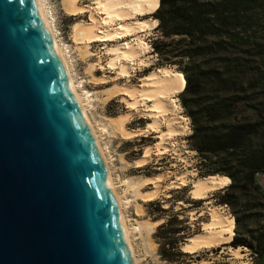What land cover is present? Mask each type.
<instances>
[{"label":"water","instance_id":"obj_1","mask_svg":"<svg viewBox=\"0 0 264 264\" xmlns=\"http://www.w3.org/2000/svg\"><path fill=\"white\" fill-rule=\"evenodd\" d=\"M0 264H132L99 151L33 0H0Z\"/></svg>","mask_w":264,"mask_h":264},{"label":"trees","instance_id":"obj_2","mask_svg":"<svg viewBox=\"0 0 264 264\" xmlns=\"http://www.w3.org/2000/svg\"><path fill=\"white\" fill-rule=\"evenodd\" d=\"M155 2L153 51L183 76L179 95L192 122L190 139L210 164L202 176L230 178L219 202L232 206L237 220L242 196L250 201L246 211L264 212V191L256 180L264 173V0ZM176 221L158 225L160 254L169 260L188 255L177 236L186 227ZM232 238L228 245L247 246L256 257L264 253V233Z\"/></svg>","mask_w":264,"mask_h":264},{"label":"rangeland","instance_id":"obj_3","mask_svg":"<svg viewBox=\"0 0 264 264\" xmlns=\"http://www.w3.org/2000/svg\"><path fill=\"white\" fill-rule=\"evenodd\" d=\"M43 1L52 25L56 30L57 38H59L64 48L70 68L78 82V89L82 92L88 113L98 130L101 143L109 158L117 189L123 196V210L127 223L132 230L136 252L140 258L139 263L236 264L240 261H245L249 264H264V253L260 257H256L247 246L233 247L228 245L233 238L228 243L210 248H202L195 253L182 249V244L186 237L200 231L203 221L208 219L209 213L207 212V208H205L206 211L201 216L202 218L196 216L202 206L205 205L204 201L206 199L192 198L189 189L191 180L202 176L206 168L210 167V164L204 162L194 149V144L190 139V135L193 132L192 122L181 103L180 95L177 96V99L175 98L179 106L177 114L170 112L165 117L184 116L185 120H175L174 123L176 125H185L188 131L186 134L174 135L167 138L168 148L164 153L159 154L156 146L159 137L158 133L150 127L152 117L149 114V107L146 104H140L136 108L131 109L128 107L122 92H118L119 86L123 88L141 84L145 75L157 67L168 65L174 70L179 71L177 65L163 64L159 60L158 53L153 51V42L158 35L156 27L149 32L140 33L143 40L148 42L150 46V53L145 55L149 62L140 65L136 61L131 62L129 75L121 76L118 74V69L108 67L107 59L109 55L105 53V48L120 44L125 42V40H131V37H124L121 41H107L106 43L92 41L89 46V55L82 56L78 49L80 43H76L73 38L72 25L76 21H88L91 8L94 6L91 3L92 0H79V3L86 10L82 14L77 15H69L66 12L63 7L64 0ZM154 13L145 15L143 18L156 19L153 15ZM90 63L95 64L92 69H90ZM192 68L195 70L194 72H197V66ZM123 113L128 114L125 122L126 127L129 130L140 132L133 134L131 137H126L114 128L113 124L109 122V118ZM146 150H149V156L143 164H140L139 162H141L140 160L145 155ZM184 172H188L186 176L189 180L188 185L182 187L175 186L172 181L176 180L177 175ZM129 182L138 184H136L137 192L128 187ZM155 188L158 189L155 197L148 199L147 194ZM222 193L221 188L213 190L212 199L214 200H212V204L208 205H222L221 210L233 216L232 237L235 234L241 237H249L251 231L256 235L264 233V217H262L264 212L262 209L254 208L246 211L245 204L250 203V201L247 196L241 195L242 201L240 205L242 206L237 208L240 220H237L236 215L233 214L234 210L232 206L219 202V197ZM255 212L257 215L251 216ZM172 217L176 218L177 223L180 222L179 226L186 227L177 236L180 240L178 243L180 251L186 252L188 255L174 256V260H169L163 258L160 254L163 239L158 237L160 235L158 225L167 223ZM159 218H161L160 223L155 226L153 231L147 233V229L142 224ZM223 246L240 248L244 254L243 258H232L229 249L223 252Z\"/></svg>","mask_w":264,"mask_h":264},{"label":"bare ground","instance_id":"obj_4","mask_svg":"<svg viewBox=\"0 0 264 264\" xmlns=\"http://www.w3.org/2000/svg\"><path fill=\"white\" fill-rule=\"evenodd\" d=\"M33 2L40 21L53 43L65 79L73 93L80 112L86 120L91 136L99 151L107 182L116 205L119 223L128 245L132 264H140V258L136 252L132 230L127 223L123 210V196L117 189L109 158L101 143L98 130L88 113L82 92L78 89V82L70 68L64 48L59 41V38H57L56 30L52 25L44 1L33 0ZM91 3L94 6L91 8L92 10L89 13L88 21H76L72 25L73 38L76 43H80L78 49L81 55L85 56L90 53L89 46L92 41H102L103 43H106L107 41H121L124 37H131V40H125V42L105 48V53L109 55L107 59L108 67L111 69H118V74L121 76H128L131 62L136 61L139 65L148 63L149 60H147V56L145 55L150 53V46L148 42L143 40L142 34L140 33L149 32L158 24L157 19L143 18L145 15L151 14L155 11V0H92ZM63 7L69 15L82 14L86 10L85 7L79 3V0H64ZM132 40H135V42ZM94 66L95 64L92 63L90 69ZM183 88L184 79L182 74L168 65L157 67L149 74H146L142 83L139 85L126 86L123 88H120L119 86L118 92H122L125 101H127L128 107L132 109L140 104H146L149 107V114L152 117L150 127L158 133L159 137V141L156 144L159 154L164 153L168 148L167 138L174 135L186 134L188 131V128L185 125H176L174 123L175 120H185L186 118L184 116L175 115L171 118L165 117V115L170 112L177 114L179 106L176 103V99L182 92ZM114 117H110L109 122H111L114 128L123 136L131 137L133 134L140 132L129 130L126 127L125 122L128 118V114L123 113ZM163 123L164 125H162ZM148 156L149 150H146L145 155L139 163L143 164ZM187 174L188 172H184L177 175L176 180L172 181V183L177 187L187 186L189 182L186 177ZM229 182L230 178L226 175L214 174L199 176L196 179L191 180V186L189 189L190 195L194 199L208 198L211 191L223 188L229 184ZM136 184L134 182H129L128 187L132 188L134 192H137L138 184ZM157 191L158 189L156 188L151 190V192L147 194L148 199H153ZM207 212L209 213L208 219L203 221L202 229L197 233L186 237L183 242L182 249L184 251L195 253L202 248H210L232 239V228L234 224L233 216L226 213L224 210H221V207L217 205H209V207H207ZM160 219L161 218L151 222H145L142 226L147 229V233H150L155 226L160 223ZM229 252L232 255V258L240 259L244 256L240 248L230 247ZM236 264L249 263L240 261Z\"/></svg>","mask_w":264,"mask_h":264},{"label":"crops","instance_id":"obj_5","mask_svg":"<svg viewBox=\"0 0 264 264\" xmlns=\"http://www.w3.org/2000/svg\"><path fill=\"white\" fill-rule=\"evenodd\" d=\"M256 180H257V182L260 184V186L262 187V189H263V191H264V173H258L257 175H256ZM228 185V184H227ZM202 199H206L205 201H204V206H202V208H201V210L198 212V215L196 214V216H198V217H201V216H203L204 214V212L206 211L205 210V208H207V207H209V205L208 204H212V200H214V199H212V191H211V193H210V196L208 197V198H202ZM217 206H219V207H221L222 208V205H217ZM192 218V217H191ZM202 218V217H201ZM229 242V241H228ZM228 242H223V243H220L219 245H221V244H224V243H228ZM230 248V246L228 247V246H223V252H226L225 250L227 249H229Z\"/></svg>","mask_w":264,"mask_h":264}]
</instances>
